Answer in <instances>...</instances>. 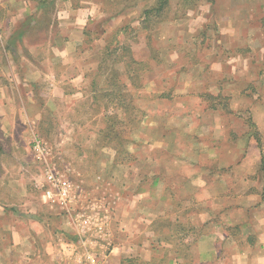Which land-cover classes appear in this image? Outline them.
<instances>
[{
	"label": "rangeland",
	"instance_id": "374dc122",
	"mask_svg": "<svg viewBox=\"0 0 264 264\" xmlns=\"http://www.w3.org/2000/svg\"><path fill=\"white\" fill-rule=\"evenodd\" d=\"M8 1L0 0V26L3 16L28 12L26 33L16 25L24 40L7 43L15 64L28 65L16 50L22 41L40 48L35 67L65 81L54 89L35 73L33 86L16 89L21 101L12 108L24 129L15 134L26 133L27 145L10 176L26 191L12 200L0 197L22 215L0 218V264H222L215 260L218 232L225 231L236 204L264 182V132L254 128L248 112L254 100L233 95L244 87L249 95L264 90L216 79L208 69L211 54L193 51L186 36L204 1L186 9L172 0L163 22L145 25L137 22L154 0H45L44 10L37 9L38 0ZM247 5L253 22L263 17L264 0ZM78 8L96 13L84 41L73 47L86 74L73 85L67 80L77 69L48 50L53 37L67 30L58 27L59 13ZM167 21L176 27L159 30ZM6 37L2 32L3 46ZM196 64L199 74L191 72ZM74 92L81 95L73 101L60 97ZM112 127L117 137L111 141ZM253 141L258 151H250ZM254 158L262 159L256 170ZM47 174L71 184L67 203L42 197ZM9 179H0L2 191L10 188ZM142 190H157L151 193L156 198L141 203ZM200 252L205 259L197 257Z\"/></svg>",
	"mask_w": 264,
	"mask_h": 264
},
{
	"label": "crops",
	"instance_id": "0c3cea01",
	"mask_svg": "<svg viewBox=\"0 0 264 264\" xmlns=\"http://www.w3.org/2000/svg\"><path fill=\"white\" fill-rule=\"evenodd\" d=\"M11 1L7 3L13 5L14 2ZM70 2L68 1L67 3L69 4ZM248 3L249 0H215L213 5L203 2L197 8L201 12L190 21L192 26L190 24L189 34H187L186 38L190 39L194 52L211 54V61L208 67L210 75L222 82L230 80L235 84L240 83L241 85L253 83L258 85L259 90H264V12L261 13L263 15L262 18L253 22V18L250 17L252 13L249 10L251 8L247 5ZM24 4L26 6V3ZM68 10L61 11L57 18L58 27H66L67 30L62 31L61 38L55 39L53 37L48 51L56 59L67 65L71 64V67L73 66L77 69L76 74L67 80L74 85L81 84L85 80L86 74L85 76L84 74L83 76L81 75L82 62L80 53L73 47L78 48L84 41V29L88 25V21L93 19L96 12L92 8L82 10L78 8L74 12ZM17 13L19 14L15 17L13 14L2 17L3 26H0V35L2 32L7 33L6 44L8 42L11 43L15 38L18 41L24 40L23 31L25 33L27 31L28 12L25 8L23 12ZM29 15L31 16L32 14L30 13ZM194 19V24L196 25L193 28ZM140 21L137 23L139 24ZM16 25H19V28H23V31L17 32ZM159 27V30H163L171 27L174 29L176 26L173 25L172 21H167ZM210 40L211 43H208ZM8 46L9 44L3 46L0 42V179L4 175L11 179H9L10 188L7 190L2 191L0 186V197L2 195H10L12 200L13 195H25L26 191L25 188L18 186L16 177L10 176V172L16 170L12 168L11 164L21 163L24 157L22 149H26L27 145L25 141L26 133H22L19 136L15 134L19 129H24L21 122L15 119L16 109L12 108L16 99L19 100L17 101L19 103L21 101L19 98L21 94L16 89L20 85L33 86L37 82L35 81V77L37 78L35 73L45 76L46 79L44 80L50 83L54 89H57L59 83L65 80L62 79L64 78L63 76L59 78L60 76L57 77L50 73V75H44V72L35 67L38 62L33 57L36 52L40 51V48L29 47L21 41L16 50L20 53L22 60L28 58V65L24 63L22 66L19 61L20 67H18ZM200 66L196 64L191 72L194 74L201 73ZM245 88L235 93L233 97L241 98V101H244L243 98L254 100V104L248 109L252 118L251 122L254 128L264 132V95H249ZM79 94V92H74L67 96L62 93L60 97L73 101L79 97ZM26 97L29 98L28 96ZM231 107L234 106L231 105ZM21 114L22 112H19L17 115ZM249 146L251 152H254L253 150L258 151L256 142L249 143ZM261 160V158H254L255 170L260 165ZM0 183L3 182L1 181ZM262 183V186L258 185L257 190L255 188L250 189V192L243 198L242 202L239 201L236 204L233 209L232 219L228 220L225 231L218 232L222 241L218 243V248H215L216 262L221 260L222 264H264V182ZM147 191L142 190L137 195L138 197H143L141 198V203L147 204L151 202L150 198L157 193V190L151 192L154 195ZM153 202H155V199ZM10 203L6 204L5 199L0 201V218L5 216L21 219L22 215L8 208L17 207V205ZM157 205L156 210L161 211L163 199L158 197V200H156ZM125 227L129 231H139L140 229L138 227L137 230H130L132 228ZM205 254L207 255L205 252H200L197 257L205 259ZM199 264H206V262L201 260Z\"/></svg>",
	"mask_w": 264,
	"mask_h": 264
},
{
	"label": "trees",
	"instance_id": "16d2710c",
	"mask_svg": "<svg viewBox=\"0 0 264 264\" xmlns=\"http://www.w3.org/2000/svg\"><path fill=\"white\" fill-rule=\"evenodd\" d=\"M172 0H154V4L153 6H151L150 8H145L142 12H141V16H142V20L140 21L141 25H145V23L147 21H151L154 20L156 23L155 24H159L164 21L165 19V14L166 11L168 9V7L170 6ZM200 0H181V2H179V7H183V8H196V4L197 2H199ZM210 5H213L215 3V0H202ZM46 2L45 0H38V10H44L46 8ZM111 133H109L107 136L110 137L111 141H112V135L114 137H117V133H114V128L112 127L110 129ZM133 144V140L130 141V143H128V147L132 146ZM125 154L129 157L130 155V148H126L125 150ZM118 152V151H117ZM230 229V228H229Z\"/></svg>",
	"mask_w": 264,
	"mask_h": 264
},
{
	"label": "built area",
	"instance_id": "2783aa9c",
	"mask_svg": "<svg viewBox=\"0 0 264 264\" xmlns=\"http://www.w3.org/2000/svg\"><path fill=\"white\" fill-rule=\"evenodd\" d=\"M40 144L38 141L35 142L34 149L40 151ZM47 179L50 185L48 189L43 191L42 197L52 202H55L57 199V203L61 205L67 203L72 189L71 184L65 178L54 174H47Z\"/></svg>",
	"mask_w": 264,
	"mask_h": 264
}]
</instances>
